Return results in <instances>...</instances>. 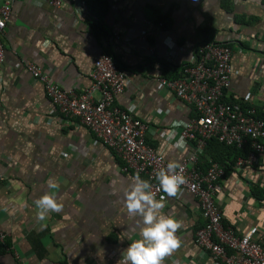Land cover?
I'll return each instance as SVG.
<instances>
[{
    "label": "crops",
    "instance_id": "1",
    "mask_svg": "<svg viewBox=\"0 0 264 264\" xmlns=\"http://www.w3.org/2000/svg\"><path fill=\"white\" fill-rule=\"evenodd\" d=\"M50 1L17 0L0 38V264H119L143 226L124 206L135 176L77 118L57 112L26 65L50 71L61 90L80 94L91 84L94 61L111 53L127 75L114 105H135L146 143L178 164L195 149V142L178 148L182 123L195 110L159 79L178 80L201 45H223L232 67L225 100L250 92L252 106L264 113V0H80L81 9L76 0H57L58 7ZM205 148L201 170L213 163ZM262 153L252 166L224 173L215 205L237 235L256 227L264 240ZM46 194L61 210L38 220L35 201ZM157 200L182 225L179 246L163 264H221L196 245L206 225L199 200L184 190Z\"/></svg>",
    "mask_w": 264,
    "mask_h": 264
},
{
    "label": "built area",
    "instance_id": "2",
    "mask_svg": "<svg viewBox=\"0 0 264 264\" xmlns=\"http://www.w3.org/2000/svg\"><path fill=\"white\" fill-rule=\"evenodd\" d=\"M0 1L1 38L17 0ZM49 5L58 7L60 2L50 1ZM3 61L4 50L0 41V66ZM26 71L43 85L60 115L77 118L96 141H101L115 153L122 161L125 173L148 181L155 199L165 194L160 190L156 176L169 162L146 143L147 127L136 118L137 107L133 104L126 108L114 105L115 97L127 86V75L108 54L104 53L94 61L89 72L91 84L80 94L75 89L61 90L50 71L43 72L34 64H27ZM231 74L229 47L205 43L197 50L193 64L182 71L178 80L159 79L158 84L195 110L194 119L182 123L178 146L183 150L187 143L195 142V149L176 164L174 173L185 179L177 190L196 197L206 219L205 227L196 233V245L221 264H264V240L257 239L256 227L237 235L233 228L222 224L215 198L221 194L218 182L224 176V167L215 162L205 170L198 167L199 154L211 139L239 150L247 149L246 157L236 160L234 166L237 168L252 166L256 155L264 152V121L251 104V93H245L235 102L224 98ZM95 93H98L97 99ZM0 238L2 240L4 236L0 235Z\"/></svg>",
    "mask_w": 264,
    "mask_h": 264
},
{
    "label": "clouds",
    "instance_id": "3",
    "mask_svg": "<svg viewBox=\"0 0 264 264\" xmlns=\"http://www.w3.org/2000/svg\"><path fill=\"white\" fill-rule=\"evenodd\" d=\"M177 167L175 163H168L157 173L160 190L172 197L177 189L185 182L183 176L174 173ZM37 219H45L49 211L59 212L61 206L56 203L54 197L44 195L35 201ZM124 206L128 214L140 217L138 238L133 240L122 254L119 264H163V260L178 248V240L175 233L181 228V222L173 216L164 214L161 209L164 203L155 199L151 192V185L139 176L133 177L128 190L124 193Z\"/></svg>",
    "mask_w": 264,
    "mask_h": 264
},
{
    "label": "trees",
    "instance_id": "4",
    "mask_svg": "<svg viewBox=\"0 0 264 264\" xmlns=\"http://www.w3.org/2000/svg\"><path fill=\"white\" fill-rule=\"evenodd\" d=\"M108 55L112 58L113 61H115L117 67L121 69L120 64L111 55V53H108ZM163 68L165 71V76L168 78V76L171 75V65L166 63L163 65ZM258 116L264 121V113L258 112ZM205 151L211 156V160L213 162L218 163L224 167V173L234 167L237 158L244 157L247 154V149L239 150L235 146H226L222 143H219L215 139H211L207 142Z\"/></svg>",
    "mask_w": 264,
    "mask_h": 264
},
{
    "label": "water",
    "instance_id": "5",
    "mask_svg": "<svg viewBox=\"0 0 264 264\" xmlns=\"http://www.w3.org/2000/svg\"><path fill=\"white\" fill-rule=\"evenodd\" d=\"M76 6L81 9L82 6H81V1L80 0H76Z\"/></svg>",
    "mask_w": 264,
    "mask_h": 264
}]
</instances>
